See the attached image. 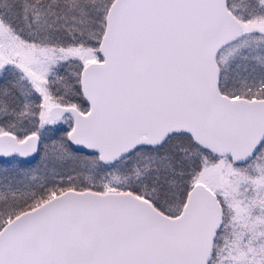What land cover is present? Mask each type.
<instances>
[{
    "label": "snow or ice",
    "instance_id": "obj_1",
    "mask_svg": "<svg viewBox=\"0 0 264 264\" xmlns=\"http://www.w3.org/2000/svg\"><path fill=\"white\" fill-rule=\"evenodd\" d=\"M0 264H264V0H0Z\"/></svg>",
    "mask_w": 264,
    "mask_h": 264
},
{
    "label": "rangeland",
    "instance_id": "obj_2",
    "mask_svg": "<svg viewBox=\"0 0 264 264\" xmlns=\"http://www.w3.org/2000/svg\"><path fill=\"white\" fill-rule=\"evenodd\" d=\"M1 166H2V167H12L13 164H12L11 162L8 163V164L1 163Z\"/></svg>",
    "mask_w": 264,
    "mask_h": 264
},
{
    "label": "trees",
    "instance_id": "obj_3",
    "mask_svg": "<svg viewBox=\"0 0 264 264\" xmlns=\"http://www.w3.org/2000/svg\"><path fill=\"white\" fill-rule=\"evenodd\" d=\"M0 167H2V166H1V162H0Z\"/></svg>",
    "mask_w": 264,
    "mask_h": 264
}]
</instances>
